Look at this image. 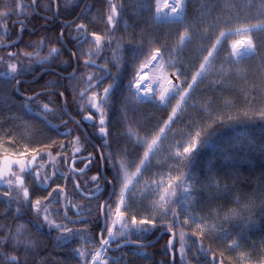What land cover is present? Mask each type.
Returning <instances> with one entry per match:
<instances>
[{"label":"trees","instance_id":"1","mask_svg":"<svg viewBox=\"0 0 264 264\" xmlns=\"http://www.w3.org/2000/svg\"><path fill=\"white\" fill-rule=\"evenodd\" d=\"M112 7L114 24L110 27ZM155 7L156 0H0V159L9 147L27 150V146L38 150L37 161L46 162L47 153L40 154L45 150L59 156L54 165L48 163L44 181L28 182L24 188L28 197L23 196L20 187V192L5 187L0 193V240L10 237L26 246L13 252L12 245L3 244L0 251L5 256H0V264H10L6 257L20 252L27 254L28 264H90L89 255L93 258L103 248L102 241L109 236L106 232L101 235L105 213L98 206L108 197L109 186L102 177L95 145L87 135L103 157H114L103 162L115 180L117 152L137 162L145 158L147 148L128 134L158 140L181 103L177 95L164 103L136 96L133 85L139 70L156 52L162 53L165 62L174 61L173 70L186 94L210 61L161 143L194 140L198 145L201 141L190 162L186 154L182 163L195 190L192 210L228 225L246 250L264 256V0H186L184 21L171 22L156 20ZM66 23L69 25L65 27ZM80 24L85 26L83 30L78 29ZM250 29L254 30L245 32ZM242 32L252 39L254 52L237 57L233 45ZM93 34L107 46L106 57L98 55V60L111 68L112 91L103 112L107 143L94 129L84 131L68 118L70 114L80 120L77 111L68 104L62 106L78 98L86 76L78 71L76 79H63L60 74L72 73L74 43L93 39ZM36 42L39 46L33 47ZM52 47L58 49V58L49 56ZM119 47L120 58L112 57L110 54ZM76 58L81 67L84 58ZM41 60L46 63L41 64ZM13 64L17 67L15 76L23 74L28 79L43 69L56 70L42 73L32 83H21V93H39L34 99L39 103H27L15 92L7 78ZM22 64L27 70L21 73ZM56 81L57 87H45ZM61 92L63 96L58 95ZM18 100L27 110L26 115L13 105L10 108L9 103ZM29 109L34 116L27 113ZM21 121L26 124L28 136L21 135ZM86 155H92L91 165L86 173L75 174L69 167L70 159ZM155 162L152 157L143 173L155 171ZM97 184L103 186L101 191H95ZM118 189L116 185L115 196ZM94 191L101 200L95 199ZM49 199L52 211L45 219L37 208ZM114 207L105 219L110 231ZM243 208L250 210L244 218L234 220V214ZM133 209L139 210L138 205ZM124 213L128 222L133 219L127 211ZM179 220H168L144 234L133 231L121 235V227L116 226L115 242L105 251L104 259L107 264L117 260L119 264H241L235 249L186 224L182 217ZM173 222L178 227L169 233L164 226ZM181 235L187 242L183 251L179 245ZM157 238L149 246H119L128 240L148 243Z\"/></svg>","mask_w":264,"mask_h":264},{"label":"rangeland","instance_id":"2","mask_svg":"<svg viewBox=\"0 0 264 264\" xmlns=\"http://www.w3.org/2000/svg\"><path fill=\"white\" fill-rule=\"evenodd\" d=\"M160 1L161 0H156V7H155V18L158 21L160 20L157 17L156 10ZM114 12L115 9L112 7L110 12L111 14L110 16L112 17L111 22H109L110 27H112L114 24V20H113ZM179 21H184V18ZM167 22H171V21H167ZM84 35L86 37V33H84ZM241 41H244V43H240ZM233 51L237 57H242L253 53L254 45L252 39L249 36H247V34L244 33L237 35V39L233 45ZM110 55H112V57L114 58L119 59L120 47L118 48V50L115 49ZM153 56H155L156 59L155 60L151 59L150 62L143 65L139 70V73L137 75V80L134 82L133 85L134 88H135V84L140 80V77L143 74H147L148 76V85L147 87H145V89H143L144 90L143 96H139L138 91L135 90L136 96L143 101L156 100L164 103L172 95H177L181 100L178 111L176 112L177 114L184 105V103L187 101V98L190 95L189 92L191 91L192 88H194V86L197 83L196 81L200 76H202L206 67L209 65L210 61L206 63L199 77L195 81L193 87L186 94L182 88V84L178 77L177 72L173 70L174 61L169 60L165 62L162 58V53L160 52H156ZM11 67L9 69V72L7 73L8 74L7 78L9 79L14 78V76L16 75V73H13L11 71ZM43 70L47 72L46 70L49 69H43ZM165 72H170L178 80V83L173 88H169L167 83L162 79V74ZM162 97L163 99H161ZM37 103H39V101ZM88 103H92V100H89ZM101 114L103 115V112ZM174 118L172 119V121L174 120ZM21 123H23L22 126L25 129L26 124H24V121H21ZM19 128L21 129L22 127ZM24 129H22L21 135L28 136L27 130ZM163 134L158 140L155 141V143H153L154 140H152L151 138L141 136L138 133L128 134V137L131 140L135 141L136 143L142 144L147 148L146 156L140 162H137L136 160L131 159L127 155L121 154L120 152L116 151L117 152V156L115 154V160L117 163L116 182L119 187L118 189L119 194L117 196V202L115 207L116 210L112 213V217H111L112 218L111 232L113 235L112 237L108 238L110 240L109 245L111 246V244L113 243V239L115 240L114 231L118 223V218L120 217L121 214L124 216L125 211H127L128 214H130L132 218L136 220L149 219V217H151L153 220H155L158 223V225H162L164 224V222L168 220L169 222L172 220H177V222L180 223L179 219H181L182 217L184 222L187 221L186 224L193 226L195 229L206 235L218 238L222 242L226 243L229 248L235 249L237 259L240 261L241 264H264V256L253 254L250 251L246 250L244 245L240 242V240L236 238L235 235H233L228 225L219 222L218 219L204 218L203 216L197 214L196 212H194V210H192L194 195L190 193L191 199L189 200L186 198V195L183 193L182 188L177 187V185L183 184L185 175H187V172L182 164L183 156L178 157L177 153L181 151V147L188 146L189 144L196 142L194 140H189V141L182 140L180 142L178 141L175 144L161 143L164 137ZM2 136L5 137L4 134H2ZM30 149H32V147L27 146V150H25V152L26 151L31 152L28 151ZM35 152H38V150H35L33 153ZM44 152H46L47 153L46 156H48L44 158L46 162L37 161L32 168V173L35 179L41 181L45 180L43 179V175L46 169L48 168L47 167L48 163L50 162L52 163V165H54L59 157V156H53L50 153V151L47 150L40 152V154ZM4 153L5 155L7 154L8 156H5L4 158L1 159H8L17 171H14L15 173L7 174V176L1 180L0 193L4 191L3 189L5 187L8 189L12 188V190L17 189L19 192L22 190L23 192L24 189L20 190V188L18 187L16 176H18L21 173L20 168L22 165L24 168L27 167L29 160L31 159L33 154L25 158H20L18 160L15 155H13L12 158V155H10L9 150L8 151L4 150ZM35 155L38 157L39 153H35ZM152 157L156 158V162H155L156 170L150 171L149 173L148 172L143 173L145 167L147 166L148 162ZM71 160L72 158L69 161V167ZM177 160H179L180 162L177 163L176 162ZM34 173H39V175L35 176ZM57 173L58 170L56 171V174ZM9 181H11L12 183H9ZM125 185H127V187H125ZM190 187L193 189L192 183ZM173 193H175V195H172ZM161 197H164V199H161ZM8 199L12 203H14L11 197H9ZM51 203H52V199H49V202H45L43 204V207L37 208V212L38 214H40L41 217H46L47 214H49L52 211ZM134 205L136 206L138 205L139 210L133 209ZM117 209H119V212H117ZM169 210H171V212L174 213V215L169 214L167 215V218H165V214L169 213ZM249 210L250 208L249 209L243 208L242 212L234 214V220L244 218V216L247 214ZM128 220L129 219L125 215L122 219L121 225L119 226V228L121 227L123 233L128 232L127 229L124 228V225L125 223L128 222ZM152 230H154V228L149 229V232H151ZM133 231H135V228H133ZM186 245L187 242L186 239H184V247H186ZM105 247L107 246L104 245L103 248L97 252L99 253V255L96 254L94 255V257L91 259L90 264H97L98 260H100V264H107L106 260L104 259Z\"/></svg>","mask_w":264,"mask_h":264},{"label":"flooded vegetation","instance_id":"3","mask_svg":"<svg viewBox=\"0 0 264 264\" xmlns=\"http://www.w3.org/2000/svg\"><path fill=\"white\" fill-rule=\"evenodd\" d=\"M115 14H116V16H118L117 12ZM87 40H89L90 43H86ZM91 40H93V41H91ZM96 42H98V43L94 44ZM91 43H93V45H91ZM99 43H100V45H99ZM74 44H75V46H73L72 53L75 52V53H77V56L84 58V60L81 61L82 66L81 67L78 66V61H77V58L75 56V57H73L74 65H73L72 73H70V74H67V73L63 74L62 73L60 75L63 76L62 77L63 79L65 77H70L72 79H76V78H74V75L78 71H80V73L83 76L84 75L86 76V79H85L86 85L84 87H82L81 90L75 89V90H78L77 95H76L78 98H73V101H72L73 103H62V106L65 107V105L68 104V106L71 107L74 111H77V114L79 115L80 120H77L76 122L83 128V130H86L85 128L94 129L98 133V128H99L98 117H100L102 115L101 113L104 112V110H106V108H107L106 101L109 98V95L112 91V83H111V78H110L111 77V68L108 67L106 64H104L102 62V60H98V55H101V56L103 55V57H106L107 46L104 43V41H102V40L95 41V38H93V39L85 38V39H82L79 43H74ZM98 48H99V50H98ZM92 52H94V55L92 54ZM87 62H93L95 64H99V65L107 68L108 71L103 69V68H99L96 65L87 64ZM46 71L48 72V71H50V69L46 70ZM44 72L45 71L42 70L34 78H30V79L25 77V75L21 74L18 76L19 82H15L14 78H11L8 80H9V82H11V85L13 86V88H15L14 89L15 92L18 95H21V97H23V99H25V101H27V103H29L30 101H31V103L32 102H38V100L34 101L35 97H34V99H31L32 96H26L24 93H21V91H22L21 90V83H32V82L36 81L37 79H39L40 76L42 75V73H44ZM74 82L75 81L72 80L73 84H74ZM92 85H94V86L88 92L81 95L84 91H86ZM109 86H111V87H109ZM105 88L109 89V91L107 93L104 91ZM53 91H58V90H51V92H53ZM37 94H39V93H37ZM89 100H92V103H88ZM9 104H10L9 105L10 108L15 106L20 111H22L23 114L26 115L27 110H25L21 107L22 103L19 102V100H18V103H9ZM30 112H31V110L29 109L27 113L30 116L34 115L32 112H31L32 114ZM67 116H68V114H67ZM72 116H74V115H72ZM88 116H92V119L91 120L86 119V117H88ZM68 118H70V117L68 116ZM88 140L92 144L95 145L94 146L95 150L98 152V155H99V159L98 158H96V159L100 160L99 162H100L102 177L106 181L107 185L109 186V195L105 199V201L111 202L113 207L115 204V207H116L117 196H115V188H116L117 182H116L115 178L110 175L109 171L106 170L105 163L103 162L104 158H103L102 152L100 154V148L90 138H88ZM25 150H26L25 148L24 149L19 148L18 150H16L13 147H9V152H10V155H12V158H13V155H15L18 160L20 158H25V157L33 154L31 159L29 160L27 167L25 168V171L21 172L18 175L19 177H21L23 179V184H21L20 181L18 179H16L18 182V187H20L22 189H24L25 186H27L28 182H30V181H31V183H36V184H39V181H41V180L35 179V177L33 176V173H32V168L35 165V163L37 162V156L33 153L36 149L35 150L33 148L30 149L29 151H31V152H27V151L25 152ZM6 156H8V155H6ZM86 156H88V155H86ZM78 157H82V156L73 157L72 160L74 158H78ZM3 160H6L8 163H7L6 171H5L4 175L0 178V183H1V180L7 176V174L15 173L14 171H17L8 159H1L0 160V168H1ZM86 163H87V160L77 162L75 164V171L82 169ZM91 163H92V160H91ZM91 163L88 164L87 170H88L89 166L91 165ZM70 169H71V171L74 172V170L71 167V163H70ZM75 174H78V173H75ZM113 207H111V208H113ZM112 210H114V209H112ZM119 223L120 222H118V224H117L118 227L121 225Z\"/></svg>","mask_w":264,"mask_h":264},{"label":"snow or ice","instance_id":"4","mask_svg":"<svg viewBox=\"0 0 264 264\" xmlns=\"http://www.w3.org/2000/svg\"><path fill=\"white\" fill-rule=\"evenodd\" d=\"M33 3H35V0H33ZM177 10H178L177 7L176 6H173L172 11L175 12ZM108 20H109V22H111L112 17L109 16L108 17ZM23 27L24 26L21 25V28L22 29H23ZM84 27L85 26L83 24H80L78 26V29L79 30H83ZM93 35H94L95 41H99L101 39V37L99 35H95V34H93ZM60 37H61V41H62L63 40V30L60 33ZM240 43H244V41H241ZM32 46L33 47H38L39 46V42L34 43ZM71 55L73 57H75L77 55V53L73 52V53H71ZM49 56L51 58H58L59 57V51H58V49L55 48V47H52L50 49ZM152 59L155 60L156 57L153 56ZM39 62L41 64L46 63L45 60H41ZM26 70H27L26 66L22 64L21 67H20V72L22 73V72H24ZM11 71L13 73H16L17 72V67H16L15 64L12 65ZM197 75H199V73H197ZM14 81L15 82H19V77L18 76L17 77H14ZM71 82H72L71 80L68 81V83H71ZM58 85H59V81H56L55 83H49V84L45 85V87L55 88ZM109 87H111V86H109ZM137 87H139V85H137ZM65 90H67V88ZM104 91L107 93L109 91V89L108 88H105ZM58 95L63 96V93L62 92L61 93H58ZM161 99H163V97ZM44 110L45 111L48 110L47 104L44 105ZM173 115H175V113H173ZM86 119L91 120L92 119V116H88V117H86ZM98 119H99L98 133H99L100 136L104 137L105 143H107L108 133H107V128H106V121H105V119H104V117L102 115L100 117H98ZM196 135L199 136V133H196ZM153 143H155V141H153ZM200 144H201V141L199 142L198 145L196 143H191L188 146L181 147V151L177 153V156L178 157H182V156H184V155L187 154L189 156V160H188V163H189L190 162V157L197 150V148H198V146ZM103 158L105 160H112V159H114V157L113 156H110V155H104ZM176 162L179 163L180 161L177 160ZM90 163H91V159L89 158L87 160V163L85 164V168H87V164H90ZM83 170L84 169H81V171H83ZM20 171L21 172H24L25 171V168L23 167V165L21 166ZM34 175L35 176H38L39 173H34ZM98 175H99V173L96 176H93L92 177V180L93 181H96L98 179ZM16 179H18L20 181V183L23 184V179L21 177L17 176ZM191 180H192V177L190 175H185V179H184L183 184L182 185H177L178 188H182L183 193L186 195V198L189 199V200L191 199L190 193L194 194V191H195L194 189H192L190 187ZM9 183H12V182L9 181ZM102 187H103L102 185L97 184L95 191H101ZM125 187H127V185H125ZM95 191L92 193V195L95 197L96 200H98V201L101 200L102 197L95 196ZM5 195H8V193H5ZM28 195H29L28 190L27 189H24L23 190V196L24 197H27ZM57 195L59 196V193ZM172 195H175V193H173ZM161 199H164V197H161ZM36 204L37 205L40 204V201L37 200L36 201ZM98 207L104 209L105 219H106L107 218V212L110 211V209H111V207H113V205L109 201H104L103 204L102 205H99ZM117 212H119V209H117ZM169 214L174 215V213H172L171 210H169V213H166L165 214V218H167V215H169ZM81 215H83V214L81 213ZM89 215H90V213H89ZM45 219H46V217H45ZM84 222L85 223H89V221H84ZM186 222L187 221H185V223ZM54 227L61 228L62 226L61 225H54ZM157 227H158V223L155 220H153L151 217H149V219H140V220H136V219L133 218L129 222L125 223V225H124V228L127 229L128 232H132L133 231V228H135V231H136L137 234L148 233L149 232V229L157 228ZM164 227H165V230L167 232L172 233V229L174 227H178V225L175 224V222H173L171 224V226H164ZM103 231L106 232L109 237H112L113 234H112V232L109 229L104 228ZM67 232H72L73 235L76 234L71 229H67ZM120 234L121 235H124L123 232H121ZM174 238H175V236L173 234L172 238L169 239V246L172 245V242H173V239ZM113 242H115L114 239H113ZM5 243H8V244L12 245L11 250L13 252H17L18 249H20L22 247H26L25 245H21V244L15 243L12 240V238H10V237L7 238V240H0V247H2L3 244H5ZM102 243H103V245L107 246V245H109L110 240L109 239H104L102 241ZM128 243H136V244H138V246H140V245H142L143 242L142 241L141 242H138V241H128ZM179 245H180V250L183 251V249H184V238H183V235H181L180 238H179ZM200 250L201 251H206L203 248L200 249ZM77 255H80L79 252H77ZM96 255H99V253H96ZM0 256H5V253L2 252V251H0ZM6 258L9 259L10 264H28L27 254H25L23 252H20L19 254H16V255H11L10 257H6ZM122 258L123 257H120L119 259H122ZM88 259L91 260L92 259V256L89 255ZM114 264H119V260L114 261Z\"/></svg>","mask_w":264,"mask_h":264},{"label":"bare ground","instance_id":"5","mask_svg":"<svg viewBox=\"0 0 264 264\" xmlns=\"http://www.w3.org/2000/svg\"><path fill=\"white\" fill-rule=\"evenodd\" d=\"M173 6L177 7V11L173 12ZM186 7V0H161L157 7L156 13L159 20L167 21H179L184 18ZM162 79L167 83L169 88H173L178 80L170 73L165 72L162 74ZM139 85V87H137ZM148 85V76L143 74L140 80L135 84V90L138 91L139 96H143V89ZM100 264V260L97 261Z\"/></svg>","mask_w":264,"mask_h":264},{"label":"water","instance_id":"6","mask_svg":"<svg viewBox=\"0 0 264 264\" xmlns=\"http://www.w3.org/2000/svg\"><path fill=\"white\" fill-rule=\"evenodd\" d=\"M184 16H185V15H184ZM68 25H69V23H66L65 27L68 26ZM253 30H254V29H250V30H247V31H245V32H251V31H253ZM242 33H244V32H242ZM87 64L96 65V66L99 67V68H103V69L107 70V68H105V67H103V66H101V65H99V64H95V63H93V62H87ZM51 71H56V70H52V69H51ZM107 71H108V70H107ZM200 77H201V76H200ZM200 77L198 78V80L200 79ZM198 80H197L196 82H198ZM93 86H94V85L90 86V87H89L86 91H84L81 95H83V94H85L86 92H88ZM192 89H193V88H192ZM192 89H191V91H192ZM191 91H190V92H191ZM48 92H49V91H48ZM54 92H57V91H54ZM190 92H189V94H190ZM36 96H38V94L32 96L31 99L34 98V97H36ZM65 111L67 112V109H66ZM68 116H69L70 118H72L73 120L77 121V119L73 118L70 114H68ZM171 123H172V121H171L170 124L168 125V127H167V129L165 130V132H164L163 135H165V133L167 132V130H168L169 126L171 125ZM84 131H85V130H84ZM85 133H86V132H85ZM86 135H87V134H86ZM87 138H89L88 135H87ZM89 158H91V155H88V156H82V157H78V158H74V159L71 161V167H72V169L74 170V172H75V173H78V174H83V173H85L86 170H87V168H85V165H84L83 168H82V169H84L83 171H81V169L78 170V171H75V164H76L77 162H80V161H83V160H88ZM7 163H8V162H7L6 160H3V161H2V165H1V168H0V178L4 175V173H5V171H6ZM87 166H88V164H87ZM102 210H104V209H102ZM102 213H104V211H102ZM122 219H123V215H121L120 218H119V222H120L119 224H121ZM106 226H107V223H106V220H105V218H104V225H103V228H102V231H101V235L104 233L103 229L106 228ZM157 240H158V238L155 239V240L152 241V242L142 243V245H140V246H138V244H136V243H128V241H129V240H128V241H125V242L120 243L119 246L122 247V246H127V245H136V246H138V247H144V246H149V245L154 244L155 242H157ZM108 247H110V246H107V248H108Z\"/></svg>","mask_w":264,"mask_h":264}]
</instances>
